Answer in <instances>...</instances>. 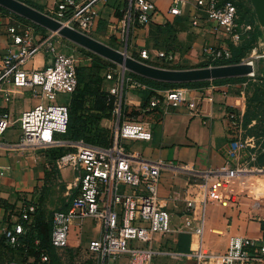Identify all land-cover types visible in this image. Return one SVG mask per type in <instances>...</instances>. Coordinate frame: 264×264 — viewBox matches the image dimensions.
I'll return each instance as SVG.
<instances>
[{
    "label": "crops",
    "instance_id": "obj_1",
    "mask_svg": "<svg viewBox=\"0 0 264 264\" xmlns=\"http://www.w3.org/2000/svg\"><path fill=\"white\" fill-rule=\"evenodd\" d=\"M18 1L46 15H52L57 3L62 0ZM150 1L156 7L151 23L140 25L135 22L129 28L123 27L122 19L124 10L131 5V1L96 3L92 9L94 21L88 36L115 50L125 52L127 56L145 65L169 70L210 67L212 64L204 54V48L229 47L224 35L198 11L195 0H184L186 5L177 16L168 13L172 0ZM242 1L251 9L254 24L260 31L261 39L255 43V48L261 55L260 59H264V0ZM255 7H258L259 13H255ZM10 14L0 10V67L1 58L16 49L9 33L10 28H14L19 35L30 30L35 42L46 38H50L55 46L59 42V36L46 29L42 34L40 31L36 32L34 26L25 28L16 25L17 21ZM194 20L198 23L196 26L192 25ZM140 50L148 52L147 60L139 58ZM158 52H163L172 59L169 61L159 59ZM47 59L46 53L41 50L22 68L29 71L43 69L47 65ZM258 72L256 76L263 77L261 69ZM257 77L251 80L239 77L229 82L210 81L201 86L182 87L188 90L189 100L200 99L197 116H194L186 105L177 108L158 105L151 108L150 102L166 90H155L145 101V107L140 108L144 100L142 92L146 91V86L142 84L144 89L140 91L127 89L126 105L128 103L135 106L137 118L152 132V139L149 142L130 140L122 142L131 157V164L138 169V160H145L158 161L165 166L159 179L157 197L160 205L169 213L171 232L164 236L154 235L153 249L187 255L199 248L197 235L183 227L186 216L185 204L196 193V183H207L212 186L210 189L213 190L208 194L216 196L215 201L206 205L203 214L201 249L204 253H223L232 236L264 241V199L262 196L259 197V191L255 192L258 187L255 181L260 180L258 177L261 175L254 172L256 168L264 171V139L258 134L261 120L256 110L261 101L259 93L261 81ZM251 81L254 83L249 85ZM108 85L110 82L104 85L106 92L113 84L106 87ZM40 102L41 98L28 89L15 88L5 82L0 83V116L8 114L10 117V127L0 139V239L4 229L17 220V211L21 206L33 204L35 212L37 210L32 221L23 223L24 226L33 224L36 228L42 222L51 224V206L59 204L60 207L57 209L59 210L69 198L64 203L58 202L59 200L54 202L44 188L62 186L68 191L73 190L76 183L77 173L71 167L57 169L58 158L54 159L52 155V150L57 147L45 150L16 147L21 113ZM230 112H234L241 123L242 138L255 143L253 149L242 150L236 162L227 157L231 141L228 120ZM111 124L112 118L100 121V126L107 129L111 128ZM65 141L67 144L62 148L67 149V152H73L80 144H86L83 140ZM251 155H254L253 159ZM237 162L246 166L249 172L229 183H216L207 175L225 167L233 168ZM64 195H68V192ZM197 200L198 198L196 207ZM95 228L99 227L96 225ZM97 231L100 232V229ZM95 238L97 237H93ZM23 247L20 245L19 248L11 250L5 242L1 243L0 264L34 263V258L26 255ZM150 264L194 262L187 256L174 259L167 255H159L154 257ZM254 264H264V260Z\"/></svg>",
    "mask_w": 264,
    "mask_h": 264
},
{
    "label": "built area",
    "instance_id": "obj_2",
    "mask_svg": "<svg viewBox=\"0 0 264 264\" xmlns=\"http://www.w3.org/2000/svg\"><path fill=\"white\" fill-rule=\"evenodd\" d=\"M117 0H62L57 3L52 15H48L62 25L86 36L93 25V6ZM131 5L124 10L122 25L129 28L135 22L140 25L151 23L156 7L150 0H129ZM195 6L208 22L219 30L229 47L207 46L203 52L212 66L215 63L228 62L233 57L232 48L242 46L249 38L253 26L239 23V13L233 0H195ZM184 0H172L168 13L180 14ZM196 20L192 25L196 26ZM12 36L13 52L1 58L0 83L11 84L15 88L28 89L41 98L35 107L21 113L19 118V139L16 147L45 150L51 147H64L67 141L61 137L68 126V106L57 103V96L71 95L77 88L78 78L75 60L70 55L59 53L50 38L35 42L30 31L23 35L9 29ZM43 50L47 56V65L40 70H25L22 67L37 52ZM250 57H244L240 63L249 64L253 71L246 76L254 79V62L260 59L256 48L250 51ZM255 55V57H253ZM146 50L139 51V58L147 60ZM157 58H172L163 52ZM239 63V64H240ZM230 65V64H225ZM232 65V64H231ZM210 66V67H212ZM218 66V65H217ZM223 66V65H220ZM106 81L113 83L108 93L123 96L124 88L142 90L144 86L120 71L114 85V73L106 72ZM246 86V84H243ZM200 99H188V90L182 87L164 91L149 104L151 108H177L186 105L194 116L199 115ZM231 141L227 151L229 160L237 161L241 151L253 149L252 140L242 138L241 123L234 112L228 113ZM10 127L8 114L0 116V139ZM151 129L141 121L126 120L117 126L106 147L80 144L75 151L66 152L56 161L57 169L71 167L76 173L75 194L67 201L64 210L51 214L50 243L55 250L68 247L70 231L91 219L100 229L97 239L88 242V250L94 254L97 264H150L154 257L167 255L174 259L187 256L194 264H254L264 260V241L247 237L232 236L226 250L220 254H207L201 249L204 229L203 214L206 205L216 200L214 194H208L212 187L201 185L202 191L192 195L185 204L186 216L184 229L199 239V248L187 255L163 252L152 248L154 235L164 236L171 232L169 213L160 205L157 187L161 172L165 166L161 162L138 160V169L131 164V157L123 141L149 142ZM254 155H251L253 159ZM262 171V170H258ZM248 168L237 162L233 168L225 167L209 175L216 183H229L238 176L248 173ZM213 190V188L211 189ZM197 206L196 207V199ZM35 214V206H21L17 211V220L3 231L7 243L16 247L18 236L23 233V223H30ZM49 256L42 253L38 264H49ZM125 261V262H123Z\"/></svg>",
    "mask_w": 264,
    "mask_h": 264
},
{
    "label": "trees",
    "instance_id": "obj_3",
    "mask_svg": "<svg viewBox=\"0 0 264 264\" xmlns=\"http://www.w3.org/2000/svg\"><path fill=\"white\" fill-rule=\"evenodd\" d=\"M234 4L237 6L238 13H239V23H248L253 26V30L250 34V38L240 47L232 48L233 51V57L230 61L224 63H215L214 65H224V64H239L241 59L245 57V54L250 52L254 47L255 43L261 39L260 31L257 29V27L254 24L252 11L249 7L243 6L242 0L234 1ZM243 11L241 12V10ZM0 10H3L0 8ZM4 11V10H3ZM6 12V11H5ZM37 30H40L41 32H45V30L37 25H33ZM260 62L262 64L261 72L263 74V77L256 76L258 80L261 81L260 83V89L263 90L264 94V59H260ZM77 71V78H78V85L74 93L71 95H74V97H71L70 95V104L68 107V126L66 133L61 137L62 140H83L86 144L90 145H98L101 147L108 146L110 139L107 138L108 136V129H105L100 126V121L102 119H109L110 113L106 111L107 109V103L110 101V96L103 95L106 91L104 90V84H94L95 81H93V74H94V65L87 64L84 67H82L80 70L76 69ZM128 77H131L135 81H138L139 83L146 86V91L142 92L144 96V100L140 104V108L145 107V101L149 99L150 96L154 94L155 90H168L173 88H179V87H189V86H201L208 84L210 82H198V83H191V84H170V83H162L157 82L149 79H145L142 77H139L132 73H125ZM235 79H227V80H217L212 81V83H223V82H229ZM82 86H85L89 94L87 93L86 96H81L76 94L78 89L80 90ZM140 91V90H139ZM97 93L96 95H94ZM107 94V93H106ZM81 98L86 99L85 104L83 106L77 107L75 106V102L82 101ZM98 98H101L100 102L101 105L94 106L91 104V102L96 101L99 103ZM260 98L261 95H260ZM93 100V101H91ZM74 101V102H73ZM91 104V105H90ZM106 104V105H105ZM110 108V107H109ZM128 108L121 105V113L125 115H129L130 119H137V121H141L137 118V111L135 110V106H132L131 112L127 111ZM128 112V114H127ZM142 122V121H141ZM262 124V123H261ZM264 129H261V125L259 126V134L261 135L262 139H264ZM264 144V141H263ZM51 152V151H50ZM67 152V149H64L62 147H57L52 150V155L54 156V159L59 158L64 153ZM56 155V156H55ZM74 195V194H73ZM72 195V196H73ZM71 196V197H72ZM70 198V197H69ZM69 200V199H68ZM67 206V203L62 206L59 210H64ZM37 213V210L35 214ZM50 235H51V224L49 222H42L38 224V227L34 228V225L24 226L23 224V233L18 236V243L16 247H12L7 243V240L4 236L0 239L1 243H6L8 247L12 250L15 248H19L20 245H23V249L25 250L26 255H30L34 258V263L39 262L40 256L42 253H46L49 256L50 259V252L55 250L50 243ZM50 263V261H49Z\"/></svg>",
    "mask_w": 264,
    "mask_h": 264
},
{
    "label": "rangeland",
    "instance_id": "obj_4",
    "mask_svg": "<svg viewBox=\"0 0 264 264\" xmlns=\"http://www.w3.org/2000/svg\"><path fill=\"white\" fill-rule=\"evenodd\" d=\"M234 1H238V0H234ZM243 6L244 7L246 6V4L244 2H243ZM1 9H3V8H1ZM3 10L6 11L7 13H11L5 9H3ZM242 11H243V9L241 10V12ZM10 15H12V17L17 21L18 24H16V25H19V26L25 27V28L35 25V24H33V23H31V22L23 19L22 17H19V16L13 14V13H11ZM33 29L36 32L40 31V30L35 29L34 27H33ZM41 33L43 34L44 32H41ZM58 41L59 42L56 43L57 52L72 56V58L75 60V64H76L77 69L80 70L82 67H84L85 65H87L89 63L94 65V74H93V81H95L94 84L100 83V84L106 85L107 81H106L105 76H106V72L108 69H110V71H112L114 73V85L117 83V78L119 76V72L122 71V69L119 66H117V65L105 60L104 58L99 57L96 54L89 52V51H87V50H85V49H83V48L63 39V38H61V37H59ZM250 55H251V53L248 52L245 54V57L246 58L250 57ZM256 55H259L257 50H256ZM253 57H255V55ZM261 65L262 64L260 62V59H256L254 62V73H255L254 79L256 78L257 73H259L258 71L261 69ZM126 72L130 73L128 71H125V73ZM253 83L254 82L251 81V82H249V85H252ZM112 84L113 83H110V85H112ZM110 85H108L106 87H109ZM250 88H252V86ZM81 89H82V86H81L80 90L78 89V91L76 92V94L80 95V97L86 96L87 93L89 94V92L87 91L85 86L83 87V90H81ZM109 89H110V87L107 88L108 91H109ZM126 92H127V89L124 88L122 98H120L119 94L112 96L108 92L103 93V95L110 96V98H109L110 101L107 103V106H106L107 107L106 111L110 113V118H112V124L110 126L111 128L107 130L109 132L107 138L110 139V141H111V136H112L114 129L117 126H119L122 122H124L125 120L130 119L129 115L124 116L121 113V105L127 106L128 112L129 111L131 112V109H132L131 104L127 103V105H126V102H125V97H126L125 93ZM96 94L97 93H95L94 95H96ZM159 95H161V94H159ZM260 95L262 98H261L259 107H257L256 110L260 115V120L262 123V124H260L261 129H264V94H263V90L260 91ZM71 97H74V95H71ZM57 98H58L56 100L57 103L67 104V106L69 107L70 95L61 94V95H58ZM81 99H82L81 102L80 101L75 102V106L80 107V106H83L85 104L86 99H84V98H81ZM97 100H99V103L95 99L94 102H91V104H93L94 106L101 105V102H100L101 98H98ZM91 101H93V100H91ZM128 112H127V114H128ZM106 126H107V123H106ZM103 128H105V127H103ZM105 129H107V128H105ZM258 170H260V169L256 168V170H254L255 174L261 175L260 177H258L260 180L256 179V181H255L256 185L258 186L256 188L257 191H255V192L258 193V191H259V193H260L259 197L262 196L264 199V171H258ZM202 184L203 183H199V184L196 183L197 187H195V189H196L197 196H199L198 193L200 191H202V189H203L201 187ZM44 191L47 192V195H49L48 197H50V199L52 201L56 202L59 200L58 202H60V203H64L65 201H67V199L69 197H71L73 194H75L74 188H73V190L67 191V189H65V187H62V186L45 187ZM209 191H212V190L209 189ZM66 192H68V195H64ZM58 202H57V204H58ZM51 207H52V209L50 211L54 212L60 206L58 204V206L52 205ZM83 223H85V224L83 225ZM83 223L80 226L75 225L71 228L69 244H68V247L66 249L58 250V251H56V250L48 251V252H50V263L49 264H97V260H96L95 255L91 254L88 250V242L93 240V237H97V238L99 237L100 232L97 231V229H99V228H97V229L95 228L96 224L91 219H86ZM96 235H98V236H96ZM97 238H95V239H97ZM123 262H125V261H123ZM31 264H36V263L31 262Z\"/></svg>",
    "mask_w": 264,
    "mask_h": 264
},
{
    "label": "water",
    "instance_id": "obj_5",
    "mask_svg": "<svg viewBox=\"0 0 264 264\" xmlns=\"http://www.w3.org/2000/svg\"><path fill=\"white\" fill-rule=\"evenodd\" d=\"M0 7L57 35L139 77L170 84H191L246 77L253 71L249 64H232L187 70H169L145 65L78 31L68 28L50 16L18 0H0ZM255 13L258 7H255Z\"/></svg>",
    "mask_w": 264,
    "mask_h": 264
}]
</instances>
